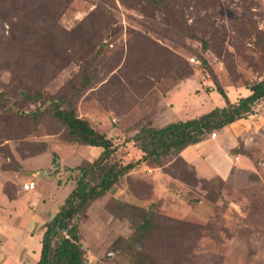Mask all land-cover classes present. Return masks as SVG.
<instances>
[{"label": "rangeland", "instance_id": "1", "mask_svg": "<svg viewBox=\"0 0 264 264\" xmlns=\"http://www.w3.org/2000/svg\"><path fill=\"white\" fill-rule=\"evenodd\" d=\"M262 78L264 0H0V175L15 174L0 181V219L9 211L32 224V256L16 264L37 263L44 225L77 169L101 154L49 116L30 119L38 105L71 103L122 167L141 159L125 141L142 127L223 108L217 88L235 103ZM214 133L206 140L216 143L187 154L200 177L178 157L141 163L88 205L78 221L84 264H264V101ZM28 178L29 206L7 207ZM144 218L154 230L127 255Z\"/></svg>", "mask_w": 264, "mask_h": 264}, {"label": "trees", "instance_id": "2", "mask_svg": "<svg viewBox=\"0 0 264 264\" xmlns=\"http://www.w3.org/2000/svg\"><path fill=\"white\" fill-rule=\"evenodd\" d=\"M246 89L249 92L247 97L230 103L225 92L217 88L216 92L225 106L215 108L196 119L170 123L161 128L149 125L142 127L133 137L125 141V143L133 142L137 146L142 154L141 159L122 167L109 164L117 147L86 120L78 118L71 103L63 105L61 101H50L47 109L38 105L33 112L28 113L27 116L33 120H37L42 115L49 116L65 130L68 139L72 142L90 149L101 150L98 161L91 165L92 169H77L80 176L76 179L75 187L60 211L44 225L36 264H84L78 221L88 205L105 196L124 175L141 163H153L161 167L164 158H181L180 155L185 149L205 141L207 136L214 134V131H221L252 115L254 107L264 101V78L250 84ZM117 207L124 211V206L117 204ZM153 230L149 219L138 221L134 226L138 240L132 243L133 237H131L125 241L127 255L133 251L132 244L139 246L140 241L149 236ZM136 259L134 264H143L139 258Z\"/></svg>", "mask_w": 264, "mask_h": 264}, {"label": "crops", "instance_id": "3", "mask_svg": "<svg viewBox=\"0 0 264 264\" xmlns=\"http://www.w3.org/2000/svg\"><path fill=\"white\" fill-rule=\"evenodd\" d=\"M238 122H240V121H238ZM238 122H236V123H238ZM236 123H233L230 126H233ZM159 128H161V127H159ZM206 142L207 143H212V142L216 143V141H214L213 139H208V140H205V141H203V142H201L195 146H192V147L185 149L180 155V157L183 160H185L187 163L190 164V166H192L195 169L198 176H199V173H198L197 163L196 162L193 163V161L188 158L187 154L190 153L188 151H191L193 153L199 152V150L203 147V145ZM216 149L220 150V149H222V147L220 145H218V146H216ZM225 175H226V172L223 175L218 170H215V173L212 176H217V177L223 178ZM13 176L10 174L9 175L1 174L0 175V181L1 182H8L9 180L14 179ZM202 178H204V177H202ZM206 178H208V177H206ZM31 181L33 182L32 178H28L26 180H23V185L27 184L28 182H31ZM17 186H18L17 187L18 192L16 194V197H17L18 201L17 202L14 201L15 202L14 206H12L13 205L12 203H8V202H6L5 204L10 205L7 207H12V208L15 207V209L23 212L25 207H28L29 205H27L28 202L26 201V198H25L26 192H22L23 190H21V188H22V187H20L21 185H17ZM1 197H2V195H1ZM31 226H32V224L30 222V219L27 218L25 215L18 216V217L13 219L12 216L10 215L9 211H6V214H4V217L0 219V264H16V261L20 260L21 258L24 257V259H27L29 256H32V254H30V253H32L30 250L33 247H29V246H31L30 241L32 238L30 235ZM37 238L39 241V236ZM38 244H39L38 245V253H39L40 243L38 242ZM33 253H34V251H33ZM34 259L36 260V257H34Z\"/></svg>", "mask_w": 264, "mask_h": 264}, {"label": "built area", "instance_id": "4", "mask_svg": "<svg viewBox=\"0 0 264 264\" xmlns=\"http://www.w3.org/2000/svg\"><path fill=\"white\" fill-rule=\"evenodd\" d=\"M210 136H211V138H215L216 135L214 133V134H211ZM22 190L24 192H31V191L35 190V183L31 181V182H28L27 184H24L22 186Z\"/></svg>", "mask_w": 264, "mask_h": 264}, {"label": "water", "instance_id": "5", "mask_svg": "<svg viewBox=\"0 0 264 264\" xmlns=\"http://www.w3.org/2000/svg\"><path fill=\"white\" fill-rule=\"evenodd\" d=\"M57 166H58V162L55 163L54 168H56Z\"/></svg>", "mask_w": 264, "mask_h": 264}]
</instances>
